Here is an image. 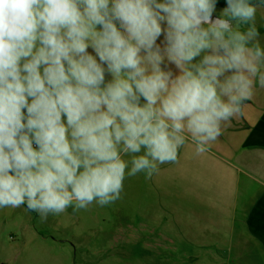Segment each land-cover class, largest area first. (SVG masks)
I'll return each instance as SVG.
<instances>
[{
	"label": "clouds",
	"instance_id": "obj_1",
	"mask_svg": "<svg viewBox=\"0 0 264 264\" xmlns=\"http://www.w3.org/2000/svg\"><path fill=\"white\" fill-rule=\"evenodd\" d=\"M216 7L0 0V209L44 222L105 207L126 177H153L188 144L210 151L264 88V0Z\"/></svg>",
	"mask_w": 264,
	"mask_h": 264
},
{
	"label": "crops",
	"instance_id": "obj_2",
	"mask_svg": "<svg viewBox=\"0 0 264 264\" xmlns=\"http://www.w3.org/2000/svg\"><path fill=\"white\" fill-rule=\"evenodd\" d=\"M225 6L217 0L215 13ZM256 14L264 21V7ZM178 161L144 179V195L168 206L171 243L199 250L189 258L210 264H264V88L256 83L243 115L222 126L210 151L195 156L188 144Z\"/></svg>",
	"mask_w": 264,
	"mask_h": 264
},
{
	"label": "rangeland",
	"instance_id": "obj_3",
	"mask_svg": "<svg viewBox=\"0 0 264 264\" xmlns=\"http://www.w3.org/2000/svg\"><path fill=\"white\" fill-rule=\"evenodd\" d=\"M144 179L126 177L121 199L111 205L75 213L69 207L44 222L26 205L0 209V264H210L205 256L189 258L199 250L171 243L168 206L160 195H144Z\"/></svg>",
	"mask_w": 264,
	"mask_h": 264
},
{
	"label": "trees",
	"instance_id": "obj_4",
	"mask_svg": "<svg viewBox=\"0 0 264 264\" xmlns=\"http://www.w3.org/2000/svg\"><path fill=\"white\" fill-rule=\"evenodd\" d=\"M25 112H26V110H25Z\"/></svg>",
	"mask_w": 264,
	"mask_h": 264
}]
</instances>
